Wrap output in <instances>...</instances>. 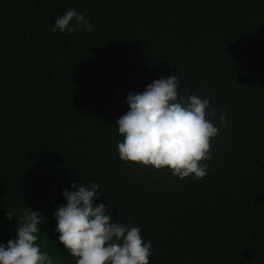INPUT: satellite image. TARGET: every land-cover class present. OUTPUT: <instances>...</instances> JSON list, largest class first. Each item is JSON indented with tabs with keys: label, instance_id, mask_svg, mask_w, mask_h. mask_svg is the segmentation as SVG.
Instances as JSON below:
<instances>
[{
	"label": "trees",
	"instance_id": "obj_1",
	"mask_svg": "<svg viewBox=\"0 0 264 264\" xmlns=\"http://www.w3.org/2000/svg\"><path fill=\"white\" fill-rule=\"evenodd\" d=\"M72 8L93 31H52ZM173 74L216 110L202 179L118 154L128 93ZM73 183L149 264H264V0H0V243L36 210L41 251L76 264L53 215Z\"/></svg>",
	"mask_w": 264,
	"mask_h": 264
},
{
	"label": "clouds",
	"instance_id": "obj_2",
	"mask_svg": "<svg viewBox=\"0 0 264 264\" xmlns=\"http://www.w3.org/2000/svg\"><path fill=\"white\" fill-rule=\"evenodd\" d=\"M81 29L94 30L72 8L56 17L52 31L72 34ZM178 88L181 80L173 74L154 80L141 93H128L123 102L129 110L115 122L123 137L117 144L118 154L124 162L167 168L180 179L192 174L202 179L208 167L202 161L211 159V140L219 134V128L210 122L216 110L210 109V98L186 95L184 90L180 95ZM219 121L222 126L226 114ZM71 188L62 191L67 203L53 215L58 221V239L76 264H149L151 241L144 242L138 227L110 222L105 204L94 203L99 198L98 184L73 183ZM42 221L36 210L20 215L18 238L0 243V264H53L36 243Z\"/></svg>",
	"mask_w": 264,
	"mask_h": 264
}]
</instances>
